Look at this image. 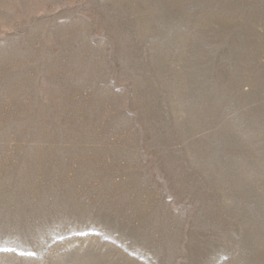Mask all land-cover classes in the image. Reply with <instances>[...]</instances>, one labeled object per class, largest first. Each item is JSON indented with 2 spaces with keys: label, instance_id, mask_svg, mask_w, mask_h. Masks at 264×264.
Instances as JSON below:
<instances>
[{
  "label": "rangeland",
  "instance_id": "1",
  "mask_svg": "<svg viewBox=\"0 0 264 264\" xmlns=\"http://www.w3.org/2000/svg\"><path fill=\"white\" fill-rule=\"evenodd\" d=\"M0 264H264V0H0Z\"/></svg>",
  "mask_w": 264,
  "mask_h": 264
}]
</instances>
